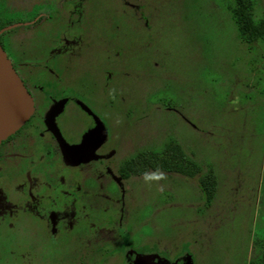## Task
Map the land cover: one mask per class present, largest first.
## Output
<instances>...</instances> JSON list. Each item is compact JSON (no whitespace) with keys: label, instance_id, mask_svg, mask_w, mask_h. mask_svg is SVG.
<instances>
[{"label":"rangeland","instance_id":"1","mask_svg":"<svg viewBox=\"0 0 264 264\" xmlns=\"http://www.w3.org/2000/svg\"><path fill=\"white\" fill-rule=\"evenodd\" d=\"M136 1L143 6L84 2L77 14L79 41L73 32L79 23L72 25L65 9L4 37L21 75L57 70L65 83L59 80L56 91L77 93L103 129L93 161L66 167L64 175L84 183L93 178L102 204L113 193L117 213L102 232H121L122 240L148 251L143 258L156 253L169 262L161 249L180 264H264V194L258 198L264 181V42L241 39L230 9L236 0ZM60 2L50 1V8L56 11ZM251 2L254 19H264V0ZM11 3L44 9L49 0ZM65 37L68 45L61 50ZM46 78L57 81L54 75ZM79 118L80 129L92 124L84 113ZM62 130L69 136L70 124ZM170 144L201 171L191 178L153 170L137 174L146 166L132 164L135 176L109 187L121 166ZM211 170L217 187L207 202L199 180ZM106 258L104 264H119L123 257Z\"/></svg>","mask_w":264,"mask_h":264},{"label":"flooded vegetation","instance_id":"2","mask_svg":"<svg viewBox=\"0 0 264 264\" xmlns=\"http://www.w3.org/2000/svg\"><path fill=\"white\" fill-rule=\"evenodd\" d=\"M50 1L44 9L39 4L21 9L13 6L12 0H0V44L6 54L5 43L9 40L4 37L8 33L48 22L47 14L51 17L52 12L62 9L72 25L79 23L80 27L73 30L79 41L82 23L77 21V14L87 0H61L56 11L50 8L53 5ZM125 1L130 6H143V1L139 4L136 0ZM16 10L19 14L14 16ZM139 16L135 12V17ZM59 42L60 49L68 45L66 37ZM11 64L33 99L34 111L18 131L0 143V264H63L69 257L74 258L69 264H104L109 255L122 256L119 264H180L168 252L163 256L165 252L161 249L160 256L169 262L157 259L156 253L152 258H143L142 254L148 251L135 248L136 243L130 238L122 240L121 232L116 235L102 232L117 213L112 203L113 193L107 191L109 201L102 204L98 183L93 178L84 183L79 176L64 175V169L93 161L104 138L103 129L97 128L95 118L84 109L77 93L56 91L59 80L65 83V76L59 77L57 70H27L26 75H21L12 61ZM46 75H54L57 81H49ZM53 90L55 95L49 93ZM46 91L49 95H43ZM70 107L72 115L68 122ZM79 112L92 118V124L88 122L80 129ZM69 124L71 133L66 136L62 128ZM92 132L93 138L82 145L85 136ZM63 146L77 152L65 158ZM98 156V160L103 158ZM131 165L121 166L109 187L135 176L129 168ZM132 167L136 169L138 165ZM261 183L258 198L264 194V181ZM260 239L264 245V238Z\"/></svg>","mask_w":264,"mask_h":264},{"label":"trees","instance_id":"3","mask_svg":"<svg viewBox=\"0 0 264 264\" xmlns=\"http://www.w3.org/2000/svg\"><path fill=\"white\" fill-rule=\"evenodd\" d=\"M230 9L243 41L248 44L264 42V19L259 21L254 19V7L251 0H236L235 5ZM130 163L140 167L146 166V170L138 168L137 174L153 170L178 173L191 178L201 171L199 165L176 144L168 145L163 152L143 153ZM199 182L206 194V201L210 202L217 187L212 170L210 174L200 177Z\"/></svg>","mask_w":264,"mask_h":264},{"label":"water","instance_id":"4","mask_svg":"<svg viewBox=\"0 0 264 264\" xmlns=\"http://www.w3.org/2000/svg\"><path fill=\"white\" fill-rule=\"evenodd\" d=\"M33 111V99L0 44V143L18 131L30 119ZM93 133L85 136L82 145L93 138ZM76 152L63 146L65 158H70Z\"/></svg>","mask_w":264,"mask_h":264}]
</instances>
